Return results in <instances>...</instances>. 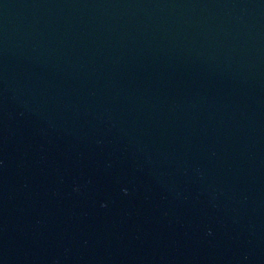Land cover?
I'll use <instances>...</instances> for the list:
<instances>
[{
    "label": "water",
    "instance_id": "1",
    "mask_svg": "<svg viewBox=\"0 0 264 264\" xmlns=\"http://www.w3.org/2000/svg\"><path fill=\"white\" fill-rule=\"evenodd\" d=\"M0 264H264V0H0Z\"/></svg>",
    "mask_w": 264,
    "mask_h": 264
}]
</instances>
